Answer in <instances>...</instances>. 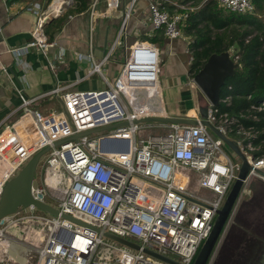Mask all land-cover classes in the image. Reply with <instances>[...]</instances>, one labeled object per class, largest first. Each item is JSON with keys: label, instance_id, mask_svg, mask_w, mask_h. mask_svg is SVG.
I'll use <instances>...</instances> for the list:
<instances>
[{"label": "built area", "instance_id": "2783aa9c", "mask_svg": "<svg viewBox=\"0 0 264 264\" xmlns=\"http://www.w3.org/2000/svg\"><path fill=\"white\" fill-rule=\"evenodd\" d=\"M214 1L225 14L255 11L251 0ZM32 7L38 15L40 6ZM148 8L153 31L163 32L170 40L182 37L189 7L176 6L169 13L150 0ZM53 12H40L31 40L15 51L16 60L28 49L45 56L55 47L43 32ZM122 33L123 28L114 48L121 44ZM108 56L98 63L91 54L84 58L92 63L91 73L105 81V90L65 92L62 111L48 115L30 108L33 100L20 95L22 115L0 124V198L21 167L48 149L37 164L39 184L34 185L35 176L31 196L58 213L52 215L31 205L0 219V264H168L145 250L178 264H192L209 236L241 163L231 161L223 151L224 142L201 125L198 117L196 126L136 123L165 116L154 96L161 63L155 46L134 44L111 82L101 71ZM230 101L225 95L220 105ZM263 111L264 102L236 117L219 113L218 107L208 108L207 121L236 144L249 165L230 215L250 197L254 180L264 183L258 173L264 174V139L260 138L264 128L241 122H257L253 113ZM160 126L165 133L144 137L146 130ZM98 129L104 130L74 139ZM103 137L119 140L120 147L127 142V151H103Z\"/></svg>", "mask_w": 264, "mask_h": 264}, {"label": "crops", "instance_id": "0c3cea01", "mask_svg": "<svg viewBox=\"0 0 264 264\" xmlns=\"http://www.w3.org/2000/svg\"><path fill=\"white\" fill-rule=\"evenodd\" d=\"M94 1L86 0L85 8L78 13L76 0H0V124H9L22 115L20 95L33 100L30 108L48 115L62 111L61 96L65 92L105 90V81L91 73L92 63L84 58L91 54L98 63L109 55L101 71L111 82L118 76L131 47L138 42L149 43L159 52L158 91H154V96L159 98L156 101L163 115L198 117L197 87L192 83L194 76L189 73L191 37L183 33L181 38L170 40L163 32L153 31L149 22L150 0H118L116 6H110L114 0ZM155 2L160 7L173 6L174 11L176 6L194 10L184 0ZM33 4L40 6L42 14L54 10L48 15L43 32L55 47L45 56L38 50L28 49L16 60L15 51L31 40L40 15L31 11ZM46 24H49L47 28ZM122 28L121 44L114 48Z\"/></svg>", "mask_w": 264, "mask_h": 264}, {"label": "trees", "instance_id": "16d2710c", "mask_svg": "<svg viewBox=\"0 0 264 264\" xmlns=\"http://www.w3.org/2000/svg\"><path fill=\"white\" fill-rule=\"evenodd\" d=\"M188 2L194 10L188 13L182 32L192 40L189 73L197 74L211 55L231 50L232 60L238 63L234 77L226 81L221 93V98L231 97L230 104L220 105L218 112L236 117L248 112L252 105L264 102V0H252L255 11L247 15L225 14L214 0H184L183 3ZM85 3L86 0H76L75 12H81ZM160 9L172 13L175 8L164 5ZM253 115L257 122L251 119L241 122L263 129L264 111ZM260 138L264 139V134Z\"/></svg>", "mask_w": 264, "mask_h": 264}, {"label": "water", "instance_id": "95a60500", "mask_svg": "<svg viewBox=\"0 0 264 264\" xmlns=\"http://www.w3.org/2000/svg\"><path fill=\"white\" fill-rule=\"evenodd\" d=\"M237 68L238 63L232 60V54L230 52H224L218 55L213 54L208 58L202 69L193 77V82L197 87L196 103L198 119L200 120L201 125L207 127L217 138L222 140L224 144L230 150H232L241 161V166L238 171L237 178L233 186L231 187L223 206L220 210H218L217 216L213 223L212 230L207 239L202 244L195 260L193 261V264H206L208 262V259L217 243V240L220 237L222 230L224 229L226 221L230 216L231 210L241 189L242 181L245 179L249 171V165L246 161V158L241 153L236 144L225 136H223L215 127H213L207 121L209 105L212 109L220 106L222 89L224 88L226 81L234 77L235 70ZM136 123H159L170 125L196 126L198 124V121L195 118H178L164 116L150 117L147 119L136 121ZM102 130L104 129L85 132L83 134L77 135L74 139H76L77 137L101 132ZM118 144L119 140L113 139L111 137H103L100 140V147L103 151L108 150L115 153L119 152L120 154L125 153L127 151V142L121 147ZM56 145H58V143H56ZM47 151L48 149H44L43 151L37 153L34 157H32V159L25 165V167L5 185L0 198V219L17 213L19 208L21 207L25 208L31 205L52 215L58 214L55 209L48 205H44L42 203L34 201L31 196V188L34 182L37 164L39 162V159ZM258 173L259 175L264 177L263 173ZM62 218L78 225H81L85 228H89V226L74 220L70 216L62 215ZM107 236L109 237V235ZM112 238L134 249H138L136 245L129 243L128 241L117 239L114 237ZM144 252L168 264H178L173 260L162 257L153 252L147 250H145ZM261 258L264 259V256H262Z\"/></svg>", "mask_w": 264, "mask_h": 264}, {"label": "flooded vegetation", "instance_id": "af4514ba", "mask_svg": "<svg viewBox=\"0 0 264 264\" xmlns=\"http://www.w3.org/2000/svg\"><path fill=\"white\" fill-rule=\"evenodd\" d=\"M229 216L206 264H264V183Z\"/></svg>", "mask_w": 264, "mask_h": 264}, {"label": "rangeland", "instance_id": "374dc122", "mask_svg": "<svg viewBox=\"0 0 264 264\" xmlns=\"http://www.w3.org/2000/svg\"><path fill=\"white\" fill-rule=\"evenodd\" d=\"M230 53L231 54H233V51L231 50L230 51ZM164 99L166 100V104H167V102H168V100H167V98H166V95L164 94ZM168 105V104H167ZM57 113L58 112H60L59 110L58 111H56ZM152 127V126H151ZM155 128V127H154ZM155 131V133H160V134H163V133H165L166 131H162V129H149V130H146L145 132H144V137H147V136H149V135H154L153 134V132ZM223 151L226 153V155L231 159V161L233 162V163H241V161H240V159L236 156V154L232 151V150H230L227 146H224L223 147ZM30 161V160H29ZM29 161H27L22 167H21V169H20V171L25 167V165L29 162ZM19 171V172H20ZM19 172H17V174L19 173ZM37 172H38V170H37V168H36V171H35V176H36V181H35V183H34V185L36 184H39V181H38V179H37ZM16 174V175H17ZM15 175V176H16ZM252 183H254V184H257L258 183V181L257 180H254ZM234 184V183H233ZM252 188V187H251ZM231 189V188H230ZM230 191V190H229ZM229 193V192H228ZM228 195V194H227ZM227 197V196H226ZM226 199V198H225ZM225 201V200H224ZM223 204H224V202H223ZM223 204H222V206H223ZM221 206V207H222ZM204 243V242H203ZM202 243V244H203ZM202 244H201V246H202ZM201 246H200V248H201ZM200 248H199V250H200ZM199 252V251H198ZM197 256V255H196ZM196 258V257H195ZM195 258H194V260H195ZM193 260V261H194ZM192 264H193V262H192Z\"/></svg>", "mask_w": 264, "mask_h": 264}, {"label": "bare ground", "instance_id": "6f19581e", "mask_svg": "<svg viewBox=\"0 0 264 264\" xmlns=\"http://www.w3.org/2000/svg\"><path fill=\"white\" fill-rule=\"evenodd\" d=\"M58 1V0H57Z\"/></svg>", "mask_w": 264, "mask_h": 264}]
</instances>
